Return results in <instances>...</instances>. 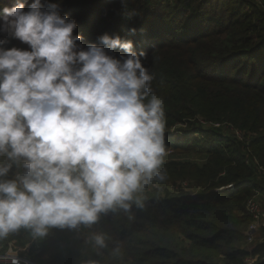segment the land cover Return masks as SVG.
<instances>
[{
    "label": "trees",
    "instance_id": "16d2710c",
    "mask_svg": "<svg viewBox=\"0 0 264 264\" xmlns=\"http://www.w3.org/2000/svg\"><path fill=\"white\" fill-rule=\"evenodd\" d=\"M102 1L0 0V52L47 85L26 124L86 158L82 218H40L45 164L14 173L6 139L0 254L37 236V264H264V229L244 235L246 199L264 206V0ZM170 130L202 164L164 157Z\"/></svg>",
    "mask_w": 264,
    "mask_h": 264
},
{
    "label": "rangeland",
    "instance_id": "374dc122",
    "mask_svg": "<svg viewBox=\"0 0 264 264\" xmlns=\"http://www.w3.org/2000/svg\"><path fill=\"white\" fill-rule=\"evenodd\" d=\"M256 1L261 3L260 0ZM102 2H110V0H103ZM156 12L160 15L167 14L160 8L156 9ZM172 17H178V13H174ZM4 59L6 60L5 55L0 52V122L5 119L9 120L11 124H14L12 127L14 133L0 131V156L3 158L7 154L11 143L14 151L22 157L13 172L21 176H29L36 164H45V169L41 170L39 176L44 192L50 195V200L46 203H37L40 218L44 215L52 218L55 215H66L78 220V218H82V213H85V206L82 202H77V196L79 186H81L79 179L86 173V169H81L80 166L85 163L86 158L82 154L76 153L73 144L66 142L69 138L66 134L62 132L52 134V129L48 125L35 128L31 126L34 124H26L30 120L32 113L30 110L45 107V97L48 93L47 85L41 83V71L37 72L33 68L27 71L26 66H23L25 63L5 61ZM16 77H22L23 80L16 82ZM24 91H26V95H24ZM226 130H233V128L224 124L223 132ZM175 131L177 130H170L169 136L171 137L162 138L165 140L173 139V145L166 149V156L164 157L174 158L179 162L189 161L202 164L204 161L202 153H179V150L174 153L173 147L176 141L187 136L196 138L190 134L179 135ZM6 139L10 140V143ZM128 153L134 154L132 151ZM150 160L154 161L153 159ZM229 186L231 187L227 189L220 187L216 191L222 193L235 189L234 185ZM29 239V244L25 246L20 243H10L6 252L15 251L10 254H16L21 258L24 257L31 264H37L26 257V254L28 251L32 254L39 251L40 246L37 245L39 240L37 236Z\"/></svg>",
    "mask_w": 264,
    "mask_h": 264
},
{
    "label": "built area",
    "instance_id": "2783aa9c",
    "mask_svg": "<svg viewBox=\"0 0 264 264\" xmlns=\"http://www.w3.org/2000/svg\"><path fill=\"white\" fill-rule=\"evenodd\" d=\"M23 80L22 77H16V82H21ZM24 95H26V91H24ZM226 189L231 186H225ZM261 200V194L254 191V194L246 199L245 209L247 213L250 215V222L244 232L245 240L247 244H250L256 240V235L264 229V208ZM11 251L0 254V264H31L24 257H19L16 254H10ZM247 264H254L253 258L246 259Z\"/></svg>",
    "mask_w": 264,
    "mask_h": 264
},
{
    "label": "crops",
    "instance_id": "0c3cea01",
    "mask_svg": "<svg viewBox=\"0 0 264 264\" xmlns=\"http://www.w3.org/2000/svg\"><path fill=\"white\" fill-rule=\"evenodd\" d=\"M258 234H259V233H258ZM258 234H257V235H258ZM257 235H256V236H257ZM246 245L248 246V244H247V243H246Z\"/></svg>",
    "mask_w": 264,
    "mask_h": 264
}]
</instances>
